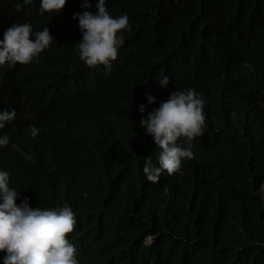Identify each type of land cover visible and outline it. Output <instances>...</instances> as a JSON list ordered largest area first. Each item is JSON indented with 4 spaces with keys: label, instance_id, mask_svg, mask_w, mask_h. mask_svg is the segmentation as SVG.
<instances>
[{
    "label": "trees",
    "instance_id": "trees-1",
    "mask_svg": "<svg viewBox=\"0 0 264 264\" xmlns=\"http://www.w3.org/2000/svg\"><path fill=\"white\" fill-rule=\"evenodd\" d=\"M82 3L40 15L39 0H0V39L28 22L56 41L38 62L0 67V110L16 111L0 169L16 203L69 204L79 264H264V0H106L130 25L110 69L76 54L74 14L97 11ZM189 87L205 115L193 155L149 181L143 160L159 149L138 105Z\"/></svg>",
    "mask_w": 264,
    "mask_h": 264
},
{
    "label": "clouds",
    "instance_id": "clouds-1",
    "mask_svg": "<svg viewBox=\"0 0 264 264\" xmlns=\"http://www.w3.org/2000/svg\"><path fill=\"white\" fill-rule=\"evenodd\" d=\"M32 0H23L28 5ZM67 0H39V14H59ZM83 8H90V0H83ZM19 9V5H17ZM97 11L75 13L80 39L73 43L78 58L84 65L110 69L117 58L118 50L125 41V32L130 30L127 13L112 16L106 0H96ZM56 42L47 26L33 30L28 23H13L0 39V67L17 63L27 65L38 62L39 54ZM161 89L170 80L167 75L156 77ZM149 104L155 97L146 94ZM204 100L201 94L189 87L175 89L152 108L138 105L141 116L139 124L149 134L159 149L156 162L151 155L144 157L142 172L145 178L155 182L161 173L171 175L180 170L183 160L191 159L192 141L200 136L205 126ZM15 109L0 110V129L15 120ZM28 134L36 137L41 131L35 125H27ZM9 144L7 134L0 135V147ZM9 172L0 169V260L3 264H79L77 249L67 234L73 231L75 214L67 203L51 208L31 207L29 197L16 203L20 191L10 187Z\"/></svg>",
    "mask_w": 264,
    "mask_h": 264
},
{
    "label": "rangeland",
    "instance_id": "rangeland-1",
    "mask_svg": "<svg viewBox=\"0 0 264 264\" xmlns=\"http://www.w3.org/2000/svg\"><path fill=\"white\" fill-rule=\"evenodd\" d=\"M150 240V239H149Z\"/></svg>",
    "mask_w": 264,
    "mask_h": 264
}]
</instances>
